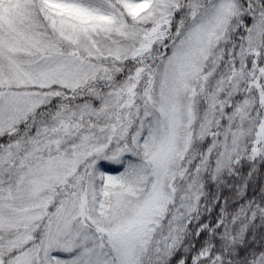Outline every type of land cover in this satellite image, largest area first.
<instances>
[{
  "label": "snow or ice",
  "instance_id": "snow-or-ice-1",
  "mask_svg": "<svg viewBox=\"0 0 264 264\" xmlns=\"http://www.w3.org/2000/svg\"><path fill=\"white\" fill-rule=\"evenodd\" d=\"M262 170L264 0H0V264H264Z\"/></svg>",
  "mask_w": 264,
  "mask_h": 264
},
{
  "label": "trees",
  "instance_id": "trees-1",
  "mask_svg": "<svg viewBox=\"0 0 264 264\" xmlns=\"http://www.w3.org/2000/svg\"><path fill=\"white\" fill-rule=\"evenodd\" d=\"M262 172H264V170H262ZM261 184H264V174L257 175L255 181L253 182V186L249 189V195L251 196L253 194V189L258 191ZM225 195H228V193L225 192Z\"/></svg>",
  "mask_w": 264,
  "mask_h": 264
}]
</instances>
